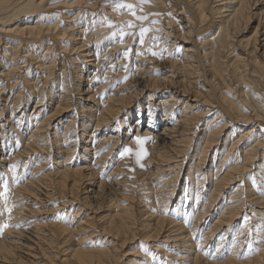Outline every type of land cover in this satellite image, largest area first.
<instances>
[{
	"label": "bare ground",
	"instance_id": "obj_1",
	"mask_svg": "<svg viewBox=\"0 0 264 264\" xmlns=\"http://www.w3.org/2000/svg\"><path fill=\"white\" fill-rule=\"evenodd\" d=\"M259 1L0 0V264H264Z\"/></svg>",
	"mask_w": 264,
	"mask_h": 264
},
{
	"label": "rangeland",
	"instance_id": "obj_2",
	"mask_svg": "<svg viewBox=\"0 0 264 264\" xmlns=\"http://www.w3.org/2000/svg\"><path fill=\"white\" fill-rule=\"evenodd\" d=\"M69 3H71L72 2V4H74V3H76V0H67ZM264 3L261 1H259V3H257L256 4V9H254L253 10V12L254 13H258L259 11H261V10H263L264 9V5H263ZM254 22V23H253ZM254 24H256V21H253L252 20V23H251V25H254ZM249 29H246V31L245 32H240V33H238V34H236L235 36H234V38H233V41L234 42H237L238 43V41L240 42V45H242V43L245 41V39L246 38H248L249 36H250V34H251V30H249L250 31V33H246L247 31H248ZM181 48V47H180ZM241 48V47H240ZM180 51H178V53H179ZM235 52H238L237 50H235ZM63 54H66L67 55V53H63ZM40 57V56H39ZM20 84V83H19ZM18 84V85H19ZM19 89V87L16 89V90H18ZM9 94V92L8 91H6L5 93H4V98L2 97V99L0 98V103H2L3 102V99H5V98H7V95ZM10 95H12V92L10 93ZM9 100H11L12 101V99H9ZM145 100H147V97H145L144 99H141L140 100V102L141 103H143V102H145ZM147 103V101L145 102V104ZM11 103H9V105H10ZM31 108L32 107H28V112H30V110H31ZM7 115H10L9 113H7V109L6 110H4L3 112H2V114H1V118L0 119H2L3 117H5V116H7ZM11 116H13V115H11ZM1 121V120H0ZM24 125H25V120H24V123H23ZM33 125V124H32ZM31 125V126H32ZM248 126H250V124H248ZM30 127V126H29ZM32 129H33V127H32ZM19 130H21V127L19 128ZM61 130V129H60ZM21 133L25 136V133L26 132H22L21 131ZM53 152H55V150H52L51 152H50V160H49V162H48V166H50L51 164L52 165H55V162H56V160L55 159H57V157L55 156V155H53ZM77 150H75L74 151V153H73V156H72V158H71V160H76V159H78V158H80V152H78ZM212 155H213V153H212ZM211 155V156H212ZM210 156V157H211ZM222 158V156L218 159V160H220ZM71 167H73V165L71 166ZM20 169L21 168H19L18 169V171H20ZM30 169H32V168H30ZM110 170H111V167L110 168H107L106 170H105V175H107L109 172H110ZM186 170H187V168H185L184 169V171L182 172L183 174H182V179H184L185 178V176H186ZM104 175V176H105ZM103 177V176H102ZM228 190V189H227ZM74 204H76V203H74ZM71 210H75L74 208H73V205H72V207H71V209H70V211ZM103 211H104V209H101V212L100 213H103ZM99 213V214H100ZM67 213L65 212L63 215H66ZM72 214V213H71ZM69 218H70V213H68L67 215H66V219H68L69 220ZM67 224V223H66ZM131 248H132V250H134V249H136V246L135 245H132L131 246ZM175 253L177 252V251H174ZM125 260H123L122 262H121V264H123V262H124Z\"/></svg>",
	"mask_w": 264,
	"mask_h": 264
},
{
	"label": "snow or ice",
	"instance_id": "obj_3",
	"mask_svg": "<svg viewBox=\"0 0 264 264\" xmlns=\"http://www.w3.org/2000/svg\"><path fill=\"white\" fill-rule=\"evenodd\" d=\"M141 2L143 3L144 2V0H141ZM120 7H127V8H129V9H132V5H119ZM133 15H134V13H133ZM137 19H140V20H143V19H145V17H137ZM128 26L129 27H132V24L129 22V24H128ZM149 31V29H147V28H142L141 30H140V33H139V35H140V43L141 44H143L144 43V39H143V37H144V34L146 33V32H148ZM140 53H137V55H139ZM152 55H156V53L155 52H152ZM135 140H136V142H137V144H142L143 143V140H142V138L141 137H139V136H137V137H135ZM127 151H130L129 149H125V152H127ZM145 153L143 152V150H141V152H139V153H137V156H138V159L142 156V155H144ZM122 155H123V153H122Z\"/></svg>",
	"mask_w": 264,
	"mask_h": 264
}]
</instances>
